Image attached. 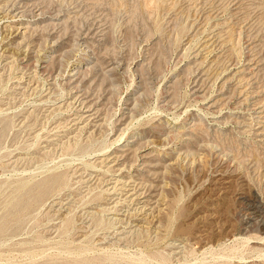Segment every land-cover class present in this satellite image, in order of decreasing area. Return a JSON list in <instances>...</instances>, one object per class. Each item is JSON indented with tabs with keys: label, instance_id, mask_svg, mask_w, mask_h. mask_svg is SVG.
Returning <instances> with one entry per match:
<instances>
[{
	"label": "rangeland",
	"instance_id": "1",
	"mask_svg": "<svg viewBox=\"0 0 264 264\" xmlns=\"http://www.w3.org/2000/svg\"><path fill=\"white\" fill-rule=\"evenodd\" d=\"M0 218V264H264V0H0Z\"/></svg>",
	"mask_w": 264,
	"mask_h": 264
},
{
	"label": "bare ground",
	"instance_id": "2",
	"mask_svg": "<svg viewBox=\"0 0 264 264\" xmlns=\"http://www.w3.org/2000/svg\"><path fill=\"white\" fill-rule=\"evenodd\" d=\"M14 16V15H13ZM21 28V27H20ZM26 30V29H25ZM23 37V36H22ZM21 42V41H20ZM23 50V49H22ZM55 50V49H54ZM25 51V50H24ZM24 54V53H23ZM24 56V55H23ZM19 57V56H18ZM17 57V58H18ZM47 58V57H46ZM49 60V59H48ZM82 66V65H81ZM76 68V67H75ZM76 73V72H75ZM77 73H78V71H77ZM22 76V75H21ZM29 79V78H28ZM78 83H79V81H78ZM78 95V94H77ZM76 99V98H75ZM60 106V105H59ZM90 115V114H89ZM88 116V115H87ZM79 117V116H78ZM84 117V116H83ZM81 118V117H80ZM90 118V117H89ZM86 120V119H85ZM83 121V120H82ZM22 122V121H21ZM87 122V121H86ZM85 124V123H84ZM88 124V123H87ZM47 146V145H46ZM210 147V146H209ZM137 148H139V147H137ZM138 151V150H137ZM171 153V152H170ZM172 156H173V154H172ZM31 157V156H30ZM178 156H176V158H177ZM136 158V157H135ZM174 158H175V156H174ZM16 159V158H15ZM36 159V158H35ZM104 158H102V160H103ZM106 161V160H105ZM36 162V161H35ZM100 162H102V161H100ZM114 163H115V160H114ZM132 163H135V162H132ZM170 163V162H169ZM168 163V164H169ZM174 163V162H173ZM176 163H178V162H175V165H176ZM170 164H172V163H170ZM118 165V164H117ZM130 165V164H129ZM133 164H131V166H132ZM178 165V164H177ZM232 165V164H231ZM119 166V165H118ZM117 166V167H118ZM123 166H126V165H123ZM130 167V166H129ZM171 168H172V166H170ZM175 167V166H174ZM177 167V166H176ZM122 168V167H121ZM125 168V167H124ZM169 168V167H168ZM173 169V168H172ZM117 170V169H116ZM79 173V172H78ZM60 176H61V174H59ZM97 175H95V177H96ZM91 177V176H90ZM98 177V176H97ZM122 177V176H121ZM121 177H120V179H121ZM112 178V177H111ZM110 178V179H111ZM45 179V178H44ZM114 180H112L110 183H112L113 185L111 186V188L112 189H115V188H117V185L119 184V185H121V186H119V189H122V190H126L125 192L127 193V194H129L128 196H134L135 198H140L141 196H142V194H143V192H138V190H136V186H134V187H129L130 185L128 184V182L127 181H122V180H120V179H118V178H113ZM129 179H130V177H129ZM64 180V179H63ZM62 180V181H63ZM100 180V179H99ZM131 180H132V178H131ZM57 181H59V179L57 178V177H50V178H48V179H46V180H44L43 182H40L41 184L39 185V186H37L39 189H38V191H36L37 193L35 194V197H37V196H39V195H41L42 193H44L45 191H47V188L48 187H50L52 184L54 185V183H56ZM85 181V180H84ZM89 181H91L90 179L89 180H86L85 182L86 183H88V188L90 189V186H92L93 184H91ZM132 182V181H131ZM134 182V181H133ZM37 183V182H36ZM92 183H93V181H92ZM135 183V182H134ZM60 184V182L58 183V185ZM131 184V183H130ZM22 185H24V183L22 184ZM35 185V184H34ZM52 185V186H53ZM56 185H57V183H56ZM86 185V184H85ZM108 185V184H107ZM129 185V186H128ZM133 185H136V183L135 184H133ZM52 186H51V189H52ZM55 186V185H54ZM53 186V187H54ZM84 186V185H83ZM20 187V186H19ZM28 187V186H27ZM31 187V186H30ZM110 187V186H109ZM33 188L34 187H32V189L31 190H33ZM19 189V188H18ZM29 189V188H28ZM24 190H26V189H24ZM37 190V189H36ZM54 190V189H53ZM121 190V191H122ZM18 191V190H17ZM22 191V190H21ZM28 191H30V190H28ZM50 191H52V190H50ZM31 192V191H30ZM34 192V191H33ZM18 193V192H17ZM17 193H16V195H17ZM32 193V192H31ZM35 193V192H34ZM19 194H21V192L19 193ZM23 194V193H22ZM47 194V193H46ZM30 196H32L31 194H29ZM28 195V196H29ZM14 196H15V194H14ZM24 196H26V195H24ZM30 196H29V199H30ZM44 196H45V194H44ZM43 196V197H44ZM16 198V197H15ZM21 198V197H20ZM19 197H18V199H20ZM23 198H27V196L26 197H23ZM33 198H34V196H33ZM28 199V198H27ZM26 199V200H27ZM42 199V198H41ZM13 202H14V200L13 199H11ZM31 200H33V199H31ZM130 200V199H129ZM22 199H21V202L19 201V203L18 204H23L22 203ZM25 201V200H24ZM81 201V200H80ZM114 201V200H113ZM12 202V203H13ZM28 202H30V201H28ZM27 202V203H28ZM37 202V201H36ZM116 202H117V200H116ZM25 203H26V201H25ZM25 203L23 204V205H25ZM26 203V204H27ZM118 203V202H117ZM8 204H10L9 202H8ZM15 203H13V205H14ZM29 204H33V203H29ZM57 205L58 204V206L60 207V209H62L63 207L64 208H67V207H65V205L67 204V202H65L64 204H63V202L62 201H60V202H54L52 205ZM12 205V206H13ZM146 205V204H145ZM144 205V206H145ZM249 205V204H248ZM255 205V204H254ZM22 206V205H21ZM20 206V207H21ZM29 205H27L25 208H27ZM68 206V205H67ZM109 206V205H108ZM15 207V206H14ZM18 207V206H17ZM63 208V209H64ZM68 209V208H67ZM255 209V208H254ZM65 210V209H64ZM64 212V211H63ZM66 212V211H65ZM139 213V212H138ZM9 214V213H8ZM5 216V215H4ZM3 216V217H4ZM64 217V216H63ZM2 218V217H1ZM0 218V219H1ZM3 219H5L6 220V218H3ZM9 219V218H8ZM12 219V218H11ZM2 220V219H1ZM6 222H7V220H6ZM4 223L5 222H3V223H1V225H4ZM6 224V223H5ZM1 225H0V227H1ZM7 225H9V220H8V224ZM158 226V225H157ZM5 227V226H4ZM5 229V228H4ZM115 232V231H114ZM125 232V231H124ZM118 234H124L123 232H120V230H119V232H117ZM114 235V234H113ZM121 237V236H120ZM181 248V247H180ZM183 248V247H182Z\"/></svg>",
	"mask_w": 264,
	"mask_h": 264
}]
</instances>
